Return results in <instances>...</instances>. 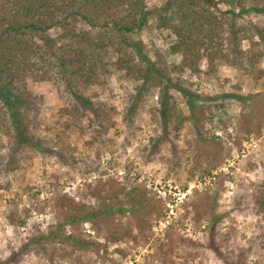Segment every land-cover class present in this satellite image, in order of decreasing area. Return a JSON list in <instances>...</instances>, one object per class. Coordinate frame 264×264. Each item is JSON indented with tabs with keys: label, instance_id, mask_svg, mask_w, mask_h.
Wrapping results in <instances>:
<instances>
[{
	"label": "rangeland",
	"instance_id": "1",
	"mask_svg": "<svg viewBox=\"0 0 264 264\" xmlns=\"http://www.w3.org/2000/svg\"><path fill=\"white\" fill-rule=\"evenodd\" d=\"M167 1L146 0L145 8L153 12ZM228 9L237 11L234 1H221L218 10ZM236 19L245 25L259 16ZM132 37L152 51L150 56L174 40L156 27L152 16ZM168 61L177 63L179 57ZM200 69L205 71V65ZM258 69L264 72V59ZM256 75L226 65L206 79L182 75L183 90L170 94L176 109L190 120L164 140L165 102L158 90L134 106L125 93L133 84L115 73L95 98L110 110L102 124L106 129L99 163L94 159L96 144L88 146L85 135L65 126L67 117L59 118L67 104L57 90L49 83H29L44 100L40 117L45 129L39 137L48 148L60 137L78 160L89 154L88 163L93 161L90 167L97 170H72L48 153L27 158L8 174L10 188L0 192V264H223L205 240V218L212 208L218 230L227 237L221 247L229 252L243 249L244 264H264V250L257 245L263 224L244 202V190L264 178V74ZM191 110L196 112L192 117ZM95 187L99 197L92 194ZM113 190L141 203L135 217L126 213L130 204L121 194L109 196ZM103 198L125 213L114 212L97 225L84 224L80 237L90 242L87 249L62 243L37 253L32 246L19 251L29 235L46 233L73 213L71 205L93 207ZM198 217L204 219L197 222ZM127 230L130 236H124Z\"/></svg>",
	"mask_w": 264,
	"mask_h": 264
},
{
	"label": "trees",
	"instance_id": "2",
	"mask_svg": "<svg viewBox=\"0 0 264 264\" xmlns=\"http://www.w3.org/2000/svg\"><path fill=\"white\" fill-rule=\"evenodd\" d=\"M221 1L168 0L152 12L146 10V0H0V192L10 188L8 174L37 155L49 153L72 170H97L96 166L90 167L93 161L88 163L89 154L78 160L60 137L52 140L50 148L39 137L38 133L45 129L40 117L44 100L29 83H49L57 90L67 104L60 109L59 118L67 117L65 126H73L85 135L88 146L96 144L94 159L99 163L106 129L102 124L110 110L95 98L109 87L115 73L124 74V79L133 84L125 93L134 106L152 90H158L159 100L165 102L164 140L190 120L176 109L171 96L183 90L182 75L206 79L226 65L260 78L264 74L258 69L264 59V0H233L237 11H219ZM251 14L259 19L238 24L237 17ZM150 16L158 29L174 36L165 50H155L153 56L132 37L147 25ZM173 56L179 57L177 63L168 61ZM201 64L205 71H201ZM90 90L92 94L85 96L84 92ZM195 113L191 110L190 117ZM85 119L88 121L83 124ZM92 190L94 197L100 196L96 187ZM244 192V198H248L244 202L263 224L257 245L264 250V178ZM120 194L130 204L126 213L135 217L134 210L141 203L128 200L122 191L113 190L109 196L117 198ZM71 206L73 213L48 232L29 235L19 251L32 246L37 253L62 243L85 250L90 242L80 237L84 224L97 225L114 212L125 213L106 205L104 198L93 207ZM215 216L212 208L205 218V240L210 250L223 264H244L243 249H238L242 251L239 255L238 251L221 247L227 237L218 230L219 218ZM129 230L124 236H130Z\"/></svg>",
	"mask_w": 264,
	"mask_h": 264
}]
</instances>
